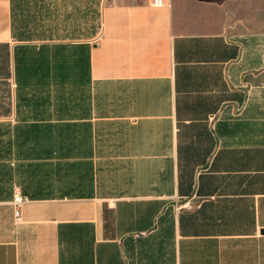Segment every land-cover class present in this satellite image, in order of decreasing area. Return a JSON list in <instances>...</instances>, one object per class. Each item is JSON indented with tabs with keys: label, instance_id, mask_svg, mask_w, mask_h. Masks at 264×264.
Returning a JSON list of instances; mask_svg holds the SVG:
<instances>
[{
	"label": "crops",
	"instance_id": "obj_1",
	"mask_svg": "<svg viewBox=\"0 0 264 264\" xmlns=\"http://www.w3.org/2000/svg\"><path fill=\"white\" fill-rule=\"evenodd\" d=\"M164 3L0 0V264H264V0Z\"/></svg>",
	"mask_w": 264,
	"mask_h": 264
},
{
	"label": "built area",
	"instance_id": "obj_2",
	"mask_svg": "<svg viewBox=\"0 0 264 264\" xmlns=\"http://www.w3.org/2000/svg\"><path fill=\"white\" fill-rule=\"evenodd\" d=\"M165 0H152V3L154 4V6L156 7H162L165 3ZM24 199L20 196H16L15 197V201H14V205H15V213L17 216V219L20 220L21 219V213H20V208L22 206V204L24 203Z\"/></svg>",
	"mask_w": 264,
	"mask_h": 264
}]
</instances>
